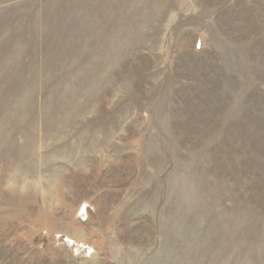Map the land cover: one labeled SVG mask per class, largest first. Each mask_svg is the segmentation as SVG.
Segmentation results:
<instances>
[{"label": "rangeland", "instance_id": "374dc122", "mask_svg": "<svg viewBox=\"0 0 264 264\" xmlns=\"http://www.w3.org/2000/svg\"><path fill=\"white\" fill-rule=\"evenodd\" d=\"M0 264H264V0H0Z\"/></svg>", "mask_w": 264, "mask_h": 264}]
</instances>
